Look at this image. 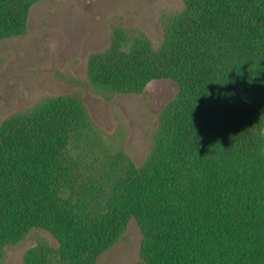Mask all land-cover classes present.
Segmentation results:
<instances>
[{
  "label": "trees",
  "instance_id": "obj_1",
  "mask_svg": "<svg viewBox=\"0 0 264 264\" xmlns=\"http://www.w3.org/2000/svg\"><path fill=\"white\" fill-rule=\"evenodd\" d=\"M32 0H0V38L25 27ZM163 41L93 51L96 91L176 84L141 164L98 168L70 137L85 106L38 100L0 125V263L34 229L24 264H96L136 222L144 264H264V0H182Z\"/></svg>",
  "mask_w": 264,
  "mask_h": 264
},
{
  "label": "rangeland",
  "instance_id": "obj_2",
  "mask_svg": "<svg viewBox=\"0 0 264 264\" xmlns=\"http://www.w3.org/2000/svg\"><path fill=\"white\" fill-rule=\"evenodd\" d=\"M182 0H32L25 27L0 38V125L41 98L69 94L85 109L70 137L74 155L98 168H124L148 157L158 116L176 92L169 79L153 80L142 93L96 91L88 82L89 55L117 39L129 50L146 38L158 46L165 24ZM43 230L3 248L0 264H24L27 250ZM141 233L131 220L122 236L96 264H144Z\"/></svg>",
  "mask_w": 264,
  "mask_h": 264
},
{
  "label": "clouds",
  "instance_id": "obj_3",
  "mask_svg": "<svg viewBox=\"0 0 264 264\" xmlns=\"http://www.w3.org/2000/svg\"><path fill=\"white\" fill-rule=\"evenodd\" d=\"M258 132L260 135L264 136V124H262L261 127L258 129Z\"/></svg>",
  "mask_w": 264,
  "mask_h": 264
}]
</instances>
